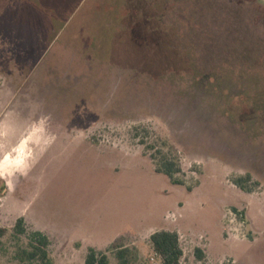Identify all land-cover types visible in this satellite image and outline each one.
Returning a JSON list of instances; mask_svg holds the SVG:
<instances>
[{
    "label": "rangeland",
    "instance_id": "rangeland-1",
    "mask_svg": "<svg viewBox=\"0 0 264 264\" xmlns=\"http://www.w3.org/2000/svg\"><path fill=\"white\" fill-rule=\"evenodd\" d=\"M1 185L0 264H264V0H0Z\"/></svg>",
    "mask_w": 264,
    "mask_h": 264
},
{
    "label": "trees",
    "instance_id": "trees-1",
    "mask_svg": "<svg viewBox=\"0 0 264 264\" xmlns=\"http://www.w3.org/2000/svg\"><path fill=\"white\" fill-rule=\"evenodd\" d=\"M158 171L167 177H171L172 167L168 163H163ZM1 189H5L3 185ZM21 220L17 221V227L20 226ZM33 239L38 242V245H33L31 251L23 252L27 259L35 260L37 264H52V260L48 252L44 249L46 239L41 233H34ZM150 241L153 250L161 259L162 264H179L182 257V250L179 245L178 234L174 231L158 230L150 236ZM129 250L121 248L116 252L117 264H130L128 258ZM200 257V254L198 255ZM85 264H108V259L105 254L97 255L90 250L87 254Z\"/></svg>",
    "mask_w": 264,
    "mask_h": 264
}]
</instances>
